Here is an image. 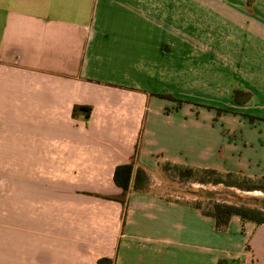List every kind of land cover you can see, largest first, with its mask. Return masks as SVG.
Returning a JSON list of instances; mask_svg holds the SVG:
<instances>
[{
    "label": "crops",
    "instance_id": "0c3cea01",
    "mask_svg": "<svg viewBox=\"0 0 264 264\" xmlns=\"http://www.w3.org/2000/svg\"><path fill=\"white\" fill-rule=\"evenodd\" d=\"M225 114L264 119V0H0V264H264V224L216 232L158 172L224 169Z\"/></svg>",
    "mask_w": 264,
    "mask_h": 264
},
{
    "label": "trees",
    "instance_id": "16d2710c",
    "mask_svg": "<svg viewBox=\"0 0 264 264\" xmlns=\"http://www.w3.org/2000/svg\"><path fill=\"white\" fill-rule=\"evenodd\" d=\"M155 96L174 100L178 105L183 103L181 100L174 99L171 95L157 94ZM232 99L238 104H244L250 99V93L234 90L232 92ZM206 108L212 109V107ZM77 111L85 112L87 117L90 112V107L75 106L72 109V116ZM224 111L219 108L215 109L217 116ZM230 113L237 115L234 112ZM239 115L246 118L249 124L254 123L256 120L264 121V119L252 115ZM158 172L160 177L168 180L170 183H176L181 189L182 186H188L187 192H182L181 190V193L190 197L182 202L198 210L201 215L211 218L216 232H226L229 221L234 216L239 218L242 226L244 223H253L257 226L264 224L263 176L250 177L241 171L234 172L224 169L193 168L169 162L159 164ZM149 178L150 175L145 168L141 166L134 168L132 163L118 165L113 172V182L121 189L122 194L130 190L145 192L149 185ZM190 184H197L198 187L194 188ZM206 186L222 187L221 190L223 191H208L204 189ZM252 192H260L262 195H247ZM219 193H224L225 198L219 197ZM215 264H239V259L221 257L216 260Z\"/></svg>",
    "mask_w": 264,
    "mask_h": 264
},
{
    "label": "rangeland",
    "instance_id": "374dc122",
    "mask_svg": "<svg viewBox=\"0 0 264 264\" xmlns=\"http://www.w3.org/2000/svg\"><path fill=\"white\" fill-rule=\"evenodd\" d=\"M223 116L211 122L215 132L214 138L200 139L210 142L211 164L228 171H241L245 175L264 177V124L258 121V124H255L257 126L252 127L242 117L229 114ZM187 187L182 186V192L188 190ZM204 189L219 192L222 187L206 186ZM218 195L225 198L224 193ZM247 195L262 194L252 192Z\"/></svg>",
    "mask_w": 264,
    "mask_h": 264
}]
</instances>
